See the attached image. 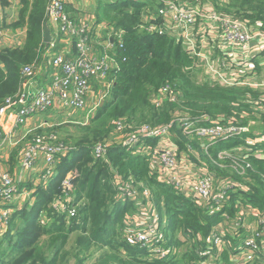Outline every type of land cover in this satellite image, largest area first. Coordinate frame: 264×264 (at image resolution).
Listing matches in <instances>:
<instances>
[{
	"label": "built area",
	"instance_id": "1",
	"mask_svg": "<svg viewBox=\"0 0 264 264\" xmlns=\"http://www.w3.org/2000/svg\"><path fill=\"white\" fill-rule=\"evenodd\" d=\"M72 1L50 0L48 5L49 29L61 35L63 43L62 48H57V41L52 36L51 42L47 44L53 47L50 48L52 54L46 56L50 58L52 83L34 88L35 78L41 72L42 65L40 61L27 65L22 70L20 90L15 96L7 98L0 109V117L12 113L16 125H27L25 137H29L25 146L21 150L19 148L18 158L21 157V161L11 180L7 178L6 168L0 161V206L5 207L3 216H0V235L9 229L15 211L9 207L15 209L16 201L22 196L19 192L25 189L22 187L28 183L30 176L40 170L39 183L47 187L56 175L58 162L71 151L70 146L57 141L59 135L56 132L37 136V131L76 122L68 118L66 113L62 120L52 117L62 115L64 110L84 111V118L90 116L110 94L114 84V78H109V74L118 65L113 70L116 61L111 55H97L95 36L98 35L96 40L101 38L100 31L105 28L108 30L106 44L121 46L124 27L99 21L94 12L73 14L69 4ZM103 1L114 3L125 0ZM127 1L143 3L140 6L138 30L151 35L169 36L181 43L186 53L194 59V65L203 68L205 81L255 90L264 87V72L261 73L257 66L264 69V22H248L227 11L225 8L230 0ZM76 10L83 9L76 7ZM20 34V30L15 33ZM6 36V31L0 25V44ZM95 83L99 86L98 91ZM176 99L175 89L165 83L153 94L152 101L161 107L165 101L176 102ZM243 102L251 109L249 115L264 119V95L253 102ZM44 113H51V119L28 127L32 117ZM178 115L175 114L169 123L159 126L149 124L133 127L125 120H117L113 134L118 138L97 143L93 147L94 158L108 163L116 201L132 205V209L122 219V237L129 244L146 249L157 259H166L173 253L175 255L177 246L172 240L176 239L193 247L198 258L197 264H225L226 252L231 264H264V205H253L241 199L242 194L253 190V178L247 174L252 170L250 158L253 155L264 158V130L251 138L247 145L238 146L237 150L230 148L217 152L220 167L233 170L229 174H222L210 161H195L193 156L199 155L189 144L182 149L173 130L178 126L183 133L202 139L203 148L208 153L210 147L220 140L249 133V124H242L240 120V117L244 119L248 114L239 117L221 113L213 118L205 115L192 117L189 114L180 125L176 120ZM201 121L209 123L203 126ZM128 128L134 130L129 133ZM16 137L13 129L4 133L0 138V153L6 154L14 148L19 141ZM112 145L144 156L150 176L173 187L177 194L189 199L206 215L218 216V221L206 235L188 229H179L171 235L168 231L169 215L163 201L159 206L150 187L131 173H120L118 167L109 162L108 154ZM207 155L213 164L217 162L213 153ZM238 176L246 177L247 180H240ZM60 189L50 207L54 213L65 215L66 222L70 223L74 218L78 219L81 209L77 206L75 196L74 173L66 174ZM28 191L31 199L33 193L30 189ZM23 205L18 206V209ZM249 218L253 219V226L247 222ZM47 221L46 217H41L43 224ZM244 228L250 229L248 235L234 250H229L228 238H235ZM191 242L198 245L194 247ZM152 243L153 247L149 248Z\"/></svg>",
	"mask_w": 264,
	"mask_h": 264
},
{
	"label": "trees",
	"instance_id": "2",
	"mask_svg": "<svg viewBox=\"0 0 264 264\" xmlns=\"http://www.w3.org/2000/svg\"><path fill=\"white\" fill-rule=\"evenodd\" d=\"M20 1L18 19L9 27L14 29L26 27L25 39L21 45L0 49V109L5 105L7 98L15 96L20 90L23 68L40 61L42 53L48 46L44 41V25L47 22L50 0ZM142 4L127 0L114 3L99 1L98 20L114 23L125 29L122 45L118 44L116 51L111 52L118 65L113 71V87L92 116L90 123L75 125L82 130L81 138L74 140L73 145L66 139L60 137L57 139L58 142L70 146L71 151L58 162L56 175L48 186L37 187L36 192L39 196L33 207L30 208V202H26L24 207L15 209L8 231L0 238V264H68L70 258L66 245L74 232L78 234L75 242L78 246L76 254L88 252L92 247L100 250L95 264H195L193 261L197 257L193 247L183 256L179 258L172 256L168 261L152 257L146 249L133 246L122 237V219L124 214L132 209V205L116 201L108 163L94 158L93 147L97 143L111 141L102 139L114 132L115 123L120 118L137 127L169 123L173 116L181 111L189 112L192 117L205 115L213 118L221 113L240 117L244 111L248 115L251 113V109L243 101L253 102L255 98L264 95V92L249 87L196 81L195 61L186 53L181 43L169 36L138 31L137 25L141 18L139 8ZM128 7L132 8L131 12L128 11ZM225 9L245 21L264 22V0H230ZM165 83L175 89L178 100L165 101L161 107H157L152 101L153 94ZM61 116L63 115L55 117L62 120ZM240 120L242 124L248 123L246 117L244 119L240 117ZM208 123L201 121L203 126H207ZM62 124L54 128L39 129L37 136L50 132L59 135V129L68 128L66 125L62 128L60 126ZM133 130L134 128H128L127 132ZM66 132L69 130L66 129ZM177 132L175 138L180 145L186 147L185 143H188L194 148L195 154L199 155L193 156L195 161H210L215 169L223 172L233 170L229 167H220L217 161L218 150L228 148L237 150L238 146L247 145L254 137L249 132L220 140L206 153L202 139L189 136L179 128ZM4 133L6 131L0 127V138ZM73 135L69 133L68 138L75 139ZM26 143L25 141L19 148L24 147ZM16 152L15 150L13 156ZM211 152L217 161L214 164L207 155H212ZM108 158L109 162L118 167L120 173L124 175L131 173L137 180L150 187L159 206L163 201L169 215L168 231L171 235L179 229H188L193 233L202 232L206 235L218 221V216L206 215L189 199L177 194L173 187L160 183L155 177L150 176L148 162L144 156L112 145ZM250 161L253 164V157ZM257 163L259 161L255 160L254 164ZM256 167L257 171L264 174L263 165ZM69 171L75 174L76 201H84V206L79 211L78 219L74 218L67 223L65 215L54 213L50 204L54 195H59L61 181ZM261 178L256 177L257 187H253L250 193L242 194V200L256 204L264 202V181ZM25 186L29 187L30 183H25L23 187ZM43 209L46 216H39L40 210ZM41 217H46L48 222L43 224ZM191 243L194 247L198 245ZM93 256L91 253L89 257ZM224 262L231 264L226 256Z\"/></svg>",
	"mask_w": 264,
	"mask_h": 264
},
{
	"label": "crops",
	"instance_id": "3",
	"mask_svg": "<svg viewBox=\"0 0 264 264\" xmlns=\"http://www.w3.org/2000/svg\"><path fill=\"white\" fill-rule=\"evenodd\" d=\"M99 1L102 2V0H88V1L87 0H73L72 1L73 3H69V4H70V7L72 6L73 14L77 15V14H79L82 11H87L85 9V7H84V4L89 2V4L92 5V10H90V12H94L98 16V12H99V9H100ZM2 2L3 3H1V1H0V6H1L0 25H1L2 29L6 31V35L7 36L5 37L4 41L0 44V49L8 47V46L21 45L23 43L24 39H25V33H26V27H21V28H18V29H14L13 27H9V25L12 22H14L15 20L18 19L19 11H20V8H21L20 7V0H2ZM102 3H108V2H104L103 1ZM76 7H79L81 9H83V10H79L78 11V10H76ZM139 10H140V8H139ZM128 11L131 12L132 8L128 7ZM112 24H114V23H112ZM17 30L21 31L20 35H15ZM101 33H102V37L99 38L98 40H96L98 35L95 36V41L97 43V44H95V47L97 48V55H101V56H103L105 54L111 55V52L112 53L115 52L117 47L115 45H113L112 43L109 44V45L106 44L105 39L108 36V34H107L108 30L107 29H105V28L101 29L100 34ZM52 36L57 41L56 43L58 44V46H56V47L57 48H62L63 47V43H62L61 35H59L56 31L53 30L52 31ZM50 48H53V47L48 45V47L46 48L45 52L43 53V55L41 57L40 62H41V65H42V70L35 78L36 81L34 82V88H40V87H43L45 85H49V84L52 83V67L50 66V63H49L50 58L46 57L49 54H52V52H53L52 50H50ZM73 51H75L74 48H73ZM116 65H117V63L115 62L113 64V70L115 69ZM196 70H197L196 71V75H200L201 73H203L202 77H205V74L203 72V68L202 67H198ZM112 76H113V71L110 72L109 78H113ZM203 81H205V79ZM95 86H96V91H98V88H99L98 84L95 83ZM259 89L264 91V87L263 88H259ZM82 112L86 114V112H84V111H82ZM65 113L67 114L68 118H73V115H72L73 112L72 111H70V110L67 111L66 110ZM44 119H49L50 120L51 119L50 115L41 114L38 117H32L28 121V125L29 124L32 125V124L38 123V122H40V121H42ZM246 119H248L250 132L253 134V136L260 135L263 132V130H264V119L263 118L251 114L250 116L246 115ZM0 127L6 132H9L11 129H13L16 132V135H17L16 138L17 139L22 137V136H24L25 132H26V129H27V125H24L23 127H20L19 125L15 124V117H14V115L12 113L3 114L0 117ZM177 129H178V126L175 127V130H173L174 134H176ZM25 141L26 140H24L22 142V144ZM228 149H230V148H228ZM222 150H225V149H222ZM222 150H218V152L222 151ZM9 152L7 154H3L4 155L3 158L9 157ZM13 152H11L10 157L13 154ZM0 154H2V153H0ZM255 160L259 161V163L254 164ZM255 165L256 166H259V165H263L264 166V158H258V157L253 155L252 170H249L247 174L250 177L253 178V180H252L253 183H252V181H250V183L253 184L254 188L257 187L256 177H260V178L263 177L264 178V174L262 172L257 171L258 168ZM69 172H72V171H69ZM221 173L222 174H229L230 172L221 171ZM238 177H239L240 180H243V181L247 180L246 177H243V176H238ZM263 178H261L262 181H264ZM37 186L45 187L44 184L39 183V180L37 182ZM241 196L243 198V195H241ZM32 199H33V196H32ZM234 199L235 198H233L232 201ZM27 202L31 203V200L27 201ZM248 202H250V201L248 200ZM252 204L253 205H258V206H263L264 202L258 203V204L253 202ZM247 222L251 223V225L253 226V219L252 218L247 219ZM249 232H250V229L244 228L235 238L234 237L228 238L229 239V250H234V248L236 246H238L240 243H242V240L248 235ZM226 256L229 257L227 252H226ZM253 264H256V263H253Z\"/></svg>",
	"mask_w": 264,
	"mask_h": 264
},
{
	"label": "rangeland",
	"instance_id": "4",
	"mask_svg": "<svg viewBox=\"0 0 264 264\" xmlns=\"http://www.w3.org/2000/svg\"><path fill=\"white\" fill-rule=\"evenodd\" d=\"M1 1V3H3L2 2V0H0ZM88 1V0H87ZM102 2H103V0H102ZM105 2V1H104ZM20 7H21V1H20ZM84 7H85V9L87 10V11H90V10H92V5L91 4H89V2L88 3H86V4H84ZM139 32H140V30H138ZM42 55H43V53H42ZM42 57V56H41ZM260 61H262V60H260ZM257 66H259V70H260V72L261 73H263L264 72V69L262 68V67H260V65H257ZM202 75H203V73H201L200 75H195V80L196 81H203L204 80V77H202ZM263 77H264V74L262 75ZM178 100V95H177V99H176V101ZM98 109V108H97ZM97 109H96V111H97ZM65 111L66 110H64V112H63V116H62V118L64 119V117H66L65 116ZM96 111L93 113V114H91L90 116H88V117H86V118H84L85 117V113H83L82 111H79V112H73V118H71L73 121H76V122H72V123H64V124H62V125H60L62 128L64 127L63 125H66L68 128H66V129H68L69 130V132H66V129L65 128H63V129H59V137L61 138V139H66L67 140V142L70 144V145H73L72 143L74 142V140H77V139H79V138H81L83 135H82V133H81V131L82 130H79L75 125H78V124H83V125H85V124H89L90 123V121H91V118H92V116L96 113ZM245 111L241 114L242 116H244L245 115ZM45 114V113H44ZM189 115V112H187V111H181V112H179V115L177 116V118H176V120H177V122H178V124L180 125V123H181V121H183V120H185L186 119V117ZM250 116V115H249ZM52 117H55V116H52ZM120 119H122V120H125V119H123V118H120ZM120 119H118V120H120ZM68 120V119H67ZM126 121V120H125ZM29 125H31V124H29ZM28 125V127L29 128H31V126H29ZM33 125V124H32ZM132 125V124H131ZM20 127H23L24 125H19ZM60 126H58V127H60ZM133 126V125H132ZM133 127H136V126H133ZM26 131H27V129H26ZM33 132H35V130L33 131ZM69 133H71V134H74L73 135V137L75 138V139H69L68 138V136H69ZM178 133V135L180 136V134H179V132H177ZM25 134H26V132H25ZM117 135L115 134H111L109 137H106L105 136V138H103L102 140H104V141H106V140H116L117 138ZM28 139H29V137L27 136V137H25V135L24 136H22V137H20V138H18V143L16 144V146L14 147V148H12L11 150H10V152H9V157H7V158H3V154H0V161H2V164L4 165V167L6 168V175H7V178L9 179V180H11L12 179V175H14V173H15V170H16V168H17V166H18V163H20V161H21V157L20 158H18V148L21 146V144H22V142L24 141V140H26V142L28 141ZM32 138H30V140H31ZM186 145L188 144V143H185ZM183 147V146H182ZM14 150H16L17 152H16V155L15 156H13V154H14ZM20 150H21V148H20ZM14 151V152H13ZM7 152V153H8ZM11 152H13V154L11 155V157H10V154H11ZM6 153V154H7ZM203 162L205 163V161L203 160ZM203 164V163H202ZM228 172V171H227ZM40 173H41V171L40 170H38L37 171V173L35 174V175H32V176H30V178H29V183H30V186L29 187H23V188H25V189H23V191H20L19 192V194L20 195H22V196H20V198L16 201L17 203H15V209L17 210L18 209V206H22L24 203H26L27 201H30L31 200V203H30V205H29V207L31 208V206L33 205V203L35 202V200H37L38 199V194H37V182H38V180L40 179ZM66 176V175H65ZM28 189H30L31 191H32V193H33V199L31 198L30 199V197H29V191H28ZM58 194H55L54 195V198L57 196ZM51 202V201H50ZM49 202V203H50ZM21 203V204H20ZM25 206V205H24ZM23 206V207H24ZM77 206H79V207H83L84 206V201H82V200H79L78 202H77ZM33 207V206H32ZM11 210H15L14 208H12V207H9ZM4 209H5V207L4 206H0V216H3L2 214H3V211H4ZM39 216H46V211L43 209V210H40V212H39ZM8 231V230H7ZM6 231V232H7ZM5 232V233H6ZM4 234V233H3ZM3 234H1L0 235V238H2L3 237ZM77 233H72L71 234V237H70V239H69V241H68V243H67V245H66V250L68 251V257L70 258L69 259V263L68 264H95V260H96V258L98 257V255H99V253H100V250L99 251H97L96 250V247H92L88 252H80V253H78V254H76L77 252H78V246H77V244H75V242H76V237H77ZM174 243H176V246H177V248H176V252H175V255H174V253L173 254H170L168 257H166V259L165 260H170L171 259V257L172 256H176V258H179V257H181V256H183L185 253H188L190 250H191V248H192V246L191 245H189V244H185V243H181L180 241H178V240H176V239H173L172 240ZM177 242H180L181 244H178ZM150 247H153V243L149 246V248ZM91 253H93L94 254V256L91 258V257H89L90 256V254ZM84 257H85V259H84ZM196 257H197V255H196ZM184 259V258H183ZM195 260L193 261V263H195V264H197V262H196V260H198V258H194ZM250 264H253V263H250Z\"/></svg>",
	"mask_w": 264,
	"mask_h": 264
},
{
	"label": "water",
	"instance_id": "5",
	"mask_svg": "<svg viewBox=\"0 0 264 264\" xmlns=\"http://www.w3.org/2000/svg\"><path fill=\"white\" fill-rule=\"evenodd\" d=\"M51 39V30L49 29L48 23L46 22L44 25V41L49 44L51 42Z\"/></svg>",
	"mask_w": 264,
	"mask_h": 264
}]
</instances>
